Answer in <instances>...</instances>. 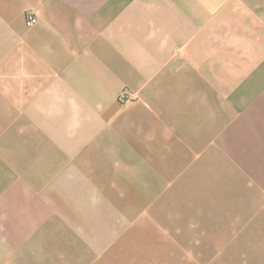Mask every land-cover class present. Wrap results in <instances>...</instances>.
<instances>
[{
    "label": "crops",
    "instance_id": "0c3cea01",
    "mask_svg": "<svg viewBox=\"0 0 264 264\" xmlns=\"http://www.w3.org/2000/svg\"><path fill=\"white\" fill-rule=\"evenodd\" d=\"M87 172L264 264V0H0V264L91 263Z\"/></svg>",
    "mask_w": 264,
    "mask_h": 264
},
{
    "label": "rangeland",
    "instance_id": "374dc122",
    "mask_svg": "<svg viewBox=\"0 0 264 264\" xmlns=\"http://www.w3.org/2000/svg\"><path fill=\"white\" fill-rule=\"evenodd\" d=\"M123 93L128 100L130 91L125 89L120 96ZM145 173L87 172V185L77 175L76 201L87 205V209L77 207V216L80 212L87 213V234L99 239L95 241L97 247L93 241L87 245L90 264H97L94 260L97 256H101L102 264H247L242 256L243 242H232L230 247L218 249L219 245L213 248L211 241L191 239L194 235L189 228L194 226L177 223L179 218L171 208L180 206L179 193L167 197L171 210L164 220L166 211L160 206L163 193L154 191L158 187L146 186L142 178ZM85 213L79 217H85ZM82 227L76 229L80 231ZM258 245L254 242L252 248ZM258 261L259 257L252 260L254 264Z\"/></svg>",
    "mask_w": 264,
    "mask_h": 264
},
{
    "label": "built area",
    "instance_id": "2783aa9c",
    "mask_svg": "<svg viewBox=\"0 0 264 264\" xmlns=\"http://www.w3.org/2000/svg\"><path fill=\"white\" fill-rule=\"evenodd\" d=\"M38 21H39L38 18L31 12L27 14L26 23L28 26H34L35 24L38 23ZM120 97H121V100H126L127 94L123 93Z\"/></svg>",
    "mask_w": 264,
    "mask_h": 264
}]
</instances>
